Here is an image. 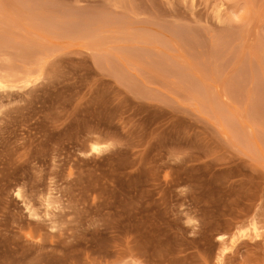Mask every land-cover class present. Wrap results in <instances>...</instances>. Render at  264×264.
<instances>
[{
    "label": "rangeland",
    "instance_id": "obj_1",
    "mask_svg": "<svg viewBox=\"0 0 264 264\" xmlns=\"http://www.w3.org/2000/svg\"><path fill=\"white\" fill-rule=\"evenodd\" d=\"M0 85V264H264V0H0Z\"/></svg>",
    "mask_w": 264,
    "mask_h": 264
},
{
    "label": "bare ground",
    "instance_id": "obj_2",
    "mask_svg": "<svg viewBox=\"0 0 264 264\" xmlns=\"http://www.w3.org/2000/svg\"><path fill=\"white\" fill-rule=\"evenodd\" d=\"M0 88H2L1 85H0ZM96 146H97V145H96ZM93 150H98V147H94ZM48 205H49V204H48ZM252 229L255 231L256 228H252Z\"/></svg>",
    "mask_w": 264,
    "mask_h": 264
}]
</instances>
